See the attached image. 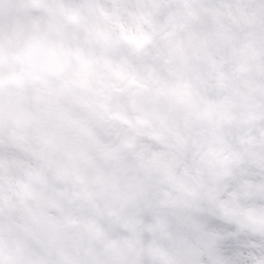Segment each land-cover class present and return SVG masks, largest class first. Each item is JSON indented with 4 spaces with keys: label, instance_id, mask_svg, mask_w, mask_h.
<instances>
[{
    "label": "clouds",
    "instance_id": "9594fccd",
    "mask_svg": "<svg viewBox=\"0 0 264 264\" xmlns=\"http://www.w3.org/2000/svg\"><path fill=\"white\" fill-rule=\"evenodd\" d=\"M26 3L0 0V32L43 16L94 62L88 86L76 90L86 108L46 116L35 91L0 99L5 264L134 261L146 251L149 206L163 212L162 202L179 206L192 192L206 198L226 171L264 166V82L252 74L261 61L245 47H264V6L48 0L43 12ZM80 70L73 61L71 71ZM230 207L244 224L243 242L207 259L264 264V192ZM41 238L49 243L36 245Z\"/></svg>",
    "mask_w": 264,
    "mask_h": 264
},
{
    "label": "snow or ice",
    "instance_id": "6c2138e0",
    "mask_svg": "<svg viewBox=\"0 0 264 264\" xmlns=\"http://www.w3.org/2000/svg\"><path fill=\"white\" fill-rule=\"evenodd\" d=\"M159 3L169 8L177 4L187 8L194 3L235 6L241 11L256 5L264 6V0H159ZM25 7L51 11L48 0H27ZM239 31L243 33L244 30L241 27ZM125 39L131 40L137 50L142 47V42L134 37ZM245 47L251 49L250 60L261 61L254 64L252 74L264 82V60L261 59L264 58V47L257 49L250 43ZM73 61L78 63L80 71H71ZM93 62L83 48L69 39L62 26L43 16L33 15L14 31L0 32V99L12 89L18 94L35 91L46 116L62 115L65 105L78 104L86 108L87 100L78 96L76 90L88 86L86 77ZM242 70L252 71L249 68ZM223 74L219 71L220 76ZM260 90L264 91V88ZM2 120L3 107L0 105V122ZM253 190L264 192V166L242 165L234 173L226 171L219 186L209 190L206 198H198L197 193L192 192V198L179 206L174 201L162 202L166 205L163 212L149 206L144 212L149 227L140 241L146 251L141 248L138 258L126 264H218L207 258L218 250L236 247L243 242L244 224L230 204L238 199L244 202V198L251 197ZM48 243L46 238L35 241L38 246ZM0 264H5L2 257ZM64 264H82V261L66 257ZM91 264L98 262L93 260Z\"/></svg>",
    "mask_w": 264,
    "mask_h": 264
}]
</instances>
